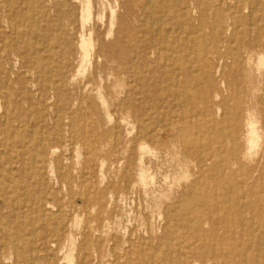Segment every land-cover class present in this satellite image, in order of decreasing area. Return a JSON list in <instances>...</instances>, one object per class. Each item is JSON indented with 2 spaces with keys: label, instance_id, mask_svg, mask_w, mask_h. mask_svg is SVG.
I'll list each match as a JSON object with an SVG mask.
<instances>
[{
  "label": "bare ground",
  "instance_id": "obj_1",
  "mask_svg": "<svg viewBox=\"0 0 264 264\" xmlns=\"http://www.w3.org/2000/svg\"><path fill=\"white\" fill-rule=\"evenodd\" d=\"M0 6V27L11 32H0V69L25 58L14 36L38 47L35 55L48 54V62L32 58L28 70L40 106L54 111L53 130L37 140L14 123L2 132L8 118L21 116V106L4 102L17 110L0 121L3 205L22 213L23 198L25 205L34 198L26 189L30 174L47 180V194L36 197L40 245L20 230L8 234L6 223L0 262L12 252L19 264H264V0H0ZM88 65L92 71L80 79ZM8 96L0 90V110ZM85 103L100 122L121 112L141 125L143 137L154 132L161 141L151 157L135 162L103 134L93 154L79 150L72 167L57 166L54 193L46 176L56 171L65 135L83 138ZM45 120L41 114L36 123ZM207 131V142L195 136ZM137 145L148 146L145 139ZM154 165H167L164 181L173 177L180 190L170 189L164 211L138 215L123 228L119 203L149 185ZM104 168L121 173L105 190L98 186ZM84 185L80 214L74 190ZM157 217L161 223L153 226ZM105 251L118 252L105 261Z\"/></svg>",
  "mask_w": 264,
  "mask_h": 264
},
{
  "label": "rangeland",
  "instance_id": "obj_2",
  "mask_svg": "<svg viewBox=\"0 0 264 264\" xmlns=\"http://www.w3.org/2000/svg\"><path fill=\"white\" fill-rule=\"evenodd\" d=\"M27 4L29 5V1ZM99 7L101 8V6ZM0 11H1V6H0ZM24 29H27V28H24ZM0 32L3 33L2 35L4 34L11 35L10 30L5 27H2V28L0 27ZM21 37L22 38H20V36L19 37L14 36L16 40L13 38L10 41H12V44L14 47L24 46L21 49L22 51L26 50V53L24 56L25 58L20 59L21 57H19L17 66H15L16 64L12 65V69L10 68L9 65L4 66L5 67L4 70L0 69V73H1L0 90L1 89L3 90L4 95L9 94L8 98H4L3 100V104H2L3 107L0 110L1 111L0 121L5 115L12 117L14 113L12 111L14 109L17 110V108L15 107L12 108L4 104V102L7 99L8 101L11 100L12 102H15L16 107H18V105L21 106V109L19 111L21 116L15 120H10L8 118V120L10 121V125L2 128V132L7 133L9 131V127L14 123V126L19 128L21 132L27 131L28 134L33 133L34 138L37 140L41 138L44 139L48 137L50 135V132L53 130L54 121L52 120V118L54 115V111L48 110V109L44 110L42 106H40L39 101L43 97L41 96V93L38 92V86L35 83V80H36L35 75L31 71L28 70L29 69L28 67H29L30 60L32 58H37V59L43 58L45 62H48V59L50 57L48 54H43V55L36 54L35 55V53H39L37 51L38 47H35L34 49V47L29 48L28 45L25 46V43L23 44V41L25 42L26 39L23 36ZM30 54H32L33 56ZM3 61H5V55L3 54V50H1L0 63ZM9 69H11V72L8 71ZM85 69L86 70L82 72L83 74H81L80 79H84V76L89 75V73L92 71V65H88ZM23 81L26 82V85L22 84ZM220 99H221L220 97H217V100H220ZM109 103L111 104L110 101ZM82 107L84 108L85 117H83L82 121L79 122L78 126H79V132H81L83 138H79L78 140H74V139L72 140L71 134L65 135L66 139L62 140V146L58 149L59 150L58 155L60 156L59 158L60 160L56 159L54 163L53 168L56 171L53 173L49 172L46 176V178H48V180L51 183L52 192L54 193H57L59 191L58 182H57V179H58V172H57L58 167L57 166L62 165V167L65 166L67 167V169L69 167H72V165H74L76 162L75 159H76V156L79 150H80L79 153H82L83 157H85L84 153L85 155L88 153H92L91 151H93L94 153V147L97 145V141L99 137L103 134L107 135L108 140L112 145H116L118 149L121 150V152H124L123 154L124 157H128V158L133 157L135 162H138V160L142 156H144L145 158L151 157V155L149 154V150H151V152H156L159 146V143L157 142L159 139L157 137L155 138L154 132H152L153 130L151 131L152 132L150 134L151 136L148 135L147 137H143L142 131H141L142 129L141 125L138 123L131 122V120H127V117L125 116L124 113L122 114L121 112L114 111L112 112L113 114L112 116L113 120L111 119L112 121L109 120L107 117L105 118L104 121L100 122L99 116H98L99 114L97 115L96 113H94L95 109H93L94 107L92 104L85 103L84 106ZM111 109L113 110V108ZM178 112H180V110ZM41 114L46 115V120L44 121V123L40 124L41 125L40 126L36 123V118L40 116ZM123 117L124 118L126 117L125 121H123ZM28 126H30V128H28ZM133 130H136V131L133 132ZM185 131H187V128H185ZM189 134H190V131H189ZM85 136L87 139H85ZM195 136L196 137L200 136L202 138L201 139L202 141L207 142L210 140V137L208 136H211V133L209 131H207L206 134L204 132L195 133ZM205 136H207V138ZM142 139H145V141L147 142V145L149 146V147L147 146L146 150H142L137 145V142L139 140L142 141ZM50 144L54 145L55 141L51 139ZM75 167H78V165L74 166L73 168ZM103 171L99 173L100 180H99L98 186L101 189L105 190L109 182L115 181L121 177V173L120 172L110 173L107 168H104ZM149 172H150L149 176H151L150 174H152L153 178L155 177L154 178L155 180L152 179V176H151L150 177L151 179L149 180V185H147V187L146 186L144 187V185H139L136 189L129 191L127 196H125L126 199L119 203L120 208H121L119 209V211L124 212L125 214L123 218V228L128 227L129 225H134L137 222L135 220L137 219L138 215L150 217L152 215V212L154 211L156 214L160 213L161 211H164L163 206L164 204H166V202H168L167 194L169 193V191L174 190L173 193L175 194L180 190L178 185H173L174 184L173 177H170V180H168L169 178H167L166 182L164 181L165 180L163 179L164 175L170 172V169H168L167 165H165L161 169L160 167H157L154 165ZM160 172H162L163 177L160 176ZM102 174H104V178ZM16 176H17V179L20 177L19 175H16ZM105 178L106 180H104ZM24 180L26 181V178ZM27 180H28V186H26V189L33 193L34 198L30 200L31 202L30 201L26 202V205L24 201H27L26 200L27 198L26 197L23 198V207H22L21 214L17 213V211H15L13 208L4 206L3 199L1 197L2 194L0 195V216H1L0 217V229L3 227L4 224L7 223V225H5L6 229L4 227L3 228L8 234L9 233L14 234L20 230L22 234H25V237L28 238V240H30L35 246H37L38 244L40 245L41 243L39 240L41 238L43 224L40 220L41 213H40V209L38 208L36 197H41L47 194V189H46L47 180H45V178L43 177L42 178L35 177L32 174L28 175ZM155 181L160 182L159 186L160 184H162L160 187L161 191L158 193L159 195H156L155 193H153V189L155 187L154 185ZM151 182H153L152 185H151ZM183 182L184 180H182V183ZM88 186L89 185L76 186L74 190L75 198L79 201L80 214H85L84 212L86 211V209L82 204L81 196L79 194L81 192H84L85 189H88ZM198 189H200V187ZM113 191L116 192L118 190H113ZM174 194H172V197H175ZM187 194L190 195L191 192L189 193L187 192ZM50 197H51L50 199L53 198L52 195ZM175 198H177V196ZM69 201L70 200L67 199L66 202L68 203ZM116 205L118 204H114L112 206V209L116 207ZM180 208H182V206ZM126 214L128 217L126 216ZM160 220L161 219H159V217L153 219L152 220L153 226L159 225L161 223ZM33 230L35 231V233ZM35 235L37 237V240H36ZM117 252L105 251L104 260L109 261L111 259H114L115 258L114 255H116ZM16 260H17L16 255L12 252H9L6 258L2 262H0V264H16V263L19 264L18 262H16ZM20 264H26V263L22 262Z\"/></svg>",
  "mask_w": 264,
  "mask_h": 264
}]
</instances>
